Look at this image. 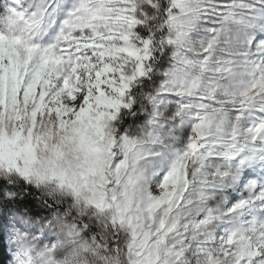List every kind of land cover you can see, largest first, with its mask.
I'll return each mask as SVG.
<instances>
[{
	"label": "snow or ice",
	"instance_id": "snow-or-ice-1",
	"mask_svg": "<svg viewBox=\"0 0 264 264\" xmlns=\"http://www.w3.org/2000/svg\"><path fill=\"white\" fill-rule=\"evenodd\" d=\"M0 264H264V0H0Z\"/></svg>",
	"mask_w": 264,
	"mask_h": 264
}]
</instances>
